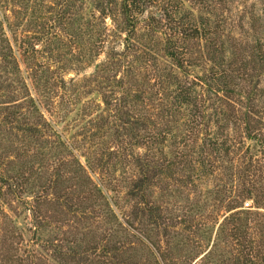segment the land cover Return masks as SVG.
<instances>
[{
	"label": "rangeland",
	"instance_id": "obj_1",
	"mask_svg": "<svg viewBox=\"0 0 264 264\" xmlns=\"http://www.w3.org/2000/svg\"><path fill=\"white\" fill-rule=\"evenodd\" d=\"M161 1L153 0L139 15L137 30L126 40V33L118 29L122 22L120 2L0 0V175L5 177L0 179V264L7 263L6 248L12 243L6 236L8 229L24 232V237L13 240L24 258L28 253L25 250L34 249L46 256L51 244L60 245L64 251H70L72 246L77 252L97 244L94 251L100 253L93 251L90 258L97 262L92 263L99 264L96 255L105 258L103 249L110 239L107 236L111 226L102 207H91L82 217L64 207L66 196L74 188L71 175L75 153L93 180L103 187L120 219L134 224L132 235L122 236L118 244L125 250L121 257L134 264H154L155 249L170 252L168 264H187L212 248L215 258L207 264H236L238 260L243 262L246 255L253 256L256 264H264V203L259 197L264 191V142L245 137L251 128L253 133L261 132L264 140V69L259 64L260 49L252 47H264V0H172L202 12L213 29L219 26L220 38L235 61L227 94H213L206 111V115L214 111L217 114V105L221 104L231 115L225 128L221 122L212 126L224 136L230 135L235 145L233 160L220 163L221 168L210 177H197L186 186L185 177L176 172L163 183L153 181L155 185L148 190L152 192L151 201L161 205L165 216H176L167 237L158 235L162 233L153 226L150 231L142 230V217L137 221L133 217L141 209L140 196L130 191L132 180L138 176L132 152L144 150L134 149L130 133L136 119L152 118L145 129L148 131L163 127L157 118L162 106L149 99L152 89L149 85L138 86L153 80L156 74L148 54L161 53L157 27L166 29L174 24L162 18ZM104 7L109 12L107 16ZM254 18L259 21L254 23ZM201 71L192 68L193 76ZM139 90L143 102L134 100ZM249 93L255 97V114H250L254 119L248 129L243 120L235 124L234 118H243L248 110L245 97ZM9 106L18 113L13 115L14 109ZM32 127L39 131L33 133ZM60 134L76 147L74 155L58 145ZM203 137L201 143L205 141ZM118 151L121 167L101 169L99 162L116 161L113 153ZM246 174L245 180L242 176ZM101 177L107 181L105 186ZM57 181L59 188L55 187ZM254 181L261 187L259 192L255 189L251 195L244 194L240 207L231 211L241 212V229L222 224L231 214L229 200L243 189L252 188ZM225 184L227 190L222 192ZM88 231L89 239L71 245L69 240ZM143 233L150 236L147 244L138 242L137 237ZM238 235L242 236L239 242ZM241 242L248 247L253 242L255 247L245 250Z\"/></svg>",
	"mask_w": 264,
	"mask_h": 264
},
{
	"label": "trees",
	"instance_id": "obj_2",
	"mask_svg": "<svg viewBox=\"0 0 264 264\" xmlns=\"http://www.w3.org/2000/svg\"><path fill=\"white\" fill-rule=\"evenodd\" d=\"M105 1L109 4L120 2L119 7L122 15V22L118 24V29L121 34L126 33L125 38L128 40L131 34L138 28L139 15L146 11L148 5L153 0ZM161 3L159 10L162 12V18L166 17L174 24H171V26L166 29L164 27H157L158 30L156 33H158L160 37L158 43L162 45L161 53L154 51L148 54L150 59L154 62V72L156 74L155 76L152 75L151 78L153 80L141 82L138 86L141 88L142 86L147 87L149 85L152 89L153 93L149 95V99H152L154 102H159L162 106V109H160L157 114V118L163 122V127L158 130L155 129L156 131L151 128L148 131L145 129L148 124L150 125L149 121L152 120V118L147 117L134 121L135 128L134 131L130 133L132 146L134 149L142 148L144 152H136L135 150L132 152L133 155L136 156L135 163L138 169V176L136 179L132 180L130 191L131 195L140 196L138 206L141 210L136 211L133 217L136 221L139 217L140 219L142 217V230L150 231L149 228L153 226V230L162 233L158 235L167 237L169 231L171 232L176 216H165L161 205L154 204V202L151 201L150 197L152 196V192L148 190L152 185H155V182L159 184L161 181L163 183L166 178H172L175 172L185 177L183 185L186 186L195 182L197 177L199 179L210 177V175L215 174V172L221 168L220 163L222 164L233 160V158H231V153L235 145L229 138L230 135L227 134L224 136L223 132H219L216 129L213 130L212 126L213 124H219V122H221L222 128H225L228 121L231 120L229 118L231 115L227 114L221 104L217 105L219 110L217 114L216 111H214L206 115V111L211 107L213 94L216 95L219 92L222 93L221 96L227 94L228 87L230 86L229 81L232 79L230 70L235 61L233 57L228 55L229 48L220 38V34L218 33L219 26L215 25V29H213L212 22L207 16L202 14V12L196 13L188 8L186 9L180 1L179 3H175L172 0H162ZM105 9L104 7L103 13L104 16H107L109 12L107 13ZM111 13L113 12L111 11ZM258 21V19L254 18V23ZM254 27H256L255 24ZM252 47L254 49H260L259 64H261L262 69H264L263 45L255 44ZM233 53L234 51L232 54ZM245 65H247V63H245ZM192 68H201L202 73H197L196 76H193ZM139 92L140 90L136 93L134 100L136 102L145 101L142 93ZM245 98L247 99L248 110L243 113V118H233L235 124H240V121L243 120L245 126L249 129L251 127V120L254 119L250 114H255V97L252 93H249ZM30 101L34 106V99ZM8 109H14L12 112L13 115L18 113V109L14 107L9 106ZM12 114H8V117ZM155 123L156 122L153 120L152 125L156 126ZM29 129L30 128L27 130ZM32 131L35 133L39 130L36 127H32ZM141 131H144V133H141ZM201 135L205 136L203 137V139H205L204 143H201ZM245 137L264 142L261 132L253 133L251 128L247 130ZM57 142L58 145L63 146L74 155L76 147L71 141L69 142L60 134ZM122 150L125 151V148L123 147ZM113 154H115L117 160L114 162L110 160L100 161L99 166L101 169L111 170L110 168L112 167L115 170L117 167H121V161L119 160V155L121 153L118 151ZM74 156V162L76 164L74 172L71 175L74 188H72L71 192L66 196L64 207L68 208L69 213L71 212L76 216L81 215L82 217L87 214L89 208L96 205L101 206L111 226V231L107 236V239L108 237H110V239L107 241L108 244L106 249H103L105 258L100 259L101 255H96L94 257L99 258V264H134L131 260L121 257V254L125 253V250L124 246L118 245L122 236L128 237L132 235L131 230L134 229V224L130 220L123 221L120 219L119 215L113 210L103 187L93 180L87 168H85L79 161V158L76 157V153ZM157 159L159 163H156ZM231 175L232 174L229 176ZM245 177L248 178V175L242 176V178L246 180ZM1 178L5 177L0 175V179ZM101 178L105 186L107 181L104 180L105 178ZM254 183L255 185H253L252 188L248 187L243 189L237 197H233L229 200L227 205L229 212L240 207L238 203L242 200L243 196H245L244 194L251 195L250 193H253L255 189L256 193L259 192L257 190L261 187L256 186V181H254ZM58 185L59 181H57L55 187L59 188ZM225 187L226 184L222 188V192L227 190ZM230 189L232 188L230 187ZM231 191L234 192L233 190ZM85 192L87 194H84ZM58 197H61V195ZM259 197L262 203H264V191L259 193ZM41 198H44L43 195ZM140 204H143L144 207L141 208ZM61 209L63 210V208ZM240 213L241 212L238 211L231 212L230 215L225 217L227 221L222 224L230 223L232 229H241L240 225H242V222ZM249 213L250 212H248V214ZM39 216L36 215L38 218ZM146 217H148L147 221H145ZM222 228H224V226H222ZM35 233L36 236L39 234V228L35 229ZM90 233V231L85 232L82 237H76L73 240H69V242L72 245L86 238L89 239ZM205 233H208V231L206 230ZM6 236L12 240V243L8 244L6 248L7 263L5 264H24L25 262H27V264H53L54 262H56V264H70L71 261L76 264H93L92 262H97V260L90 258V256L93 255V251L97 249V244H89V248L84 250V252H77L72 246L70 247V251H64L60 245L53 247V244H51L49 248L50 251L48 250L46 256L41 255L34 249L25 250L28 253L27 257L24 258L18 254L20 248L16 246L13 241L16 237H19V239L24 237V232L8 229ZM149 237L148 234L143 233L142 236L137 237L138 242L147 244L150 240ZM209 237L210 243L211 235H209ZM241 239L242 236L240 235L238 237V242ZM164 241L170 242L167 241V239L165 240V238ZM153 244L157 246L156 242ZM242 245L245 250L248 249L250 251L255 247L253 242L250 247L243 243ZM42 247H46V245ZM94 252L100 253V251ZM153 253L155 254L154 264H168L171 259H169L170 252L167 253L154 249ZM246 254L250 255L251 252ZM244 255L245 254H243V256ZM197 257H199V259L194 264L211 263L215 258L211 248L206 252H200V254L196 255L194 259L187 264H193ZM244 259L243 262L238 260L236 264L257 263L256 259L251 255L244 256ZM172 264L176 263L172 262Z\"/></svg>",
	"mask_w": 264,
	"mask_h": 264
},
{
	"label": "built area",
	"instance_id": "obj_3",
	"mask_svg": "<svg viewBox=\"0 0 264 264\" xmlns=\"http://www.w3.org/2000/svg\"><path fill=\"white\" fill-rule=\"evenodd\" d=\"M246 205L249 206L250 205V202L246 203Z\"/></svg>",
	"mask_w": 264,
	"mask_h": 264
}]
</instances>
